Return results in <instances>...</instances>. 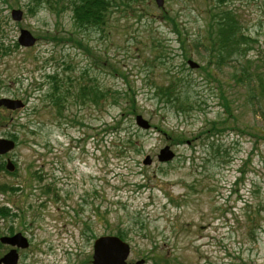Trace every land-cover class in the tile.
Listing matches in <instances>:
<instances>
[{"label":"rangeland","instance_id":"rangeland-1","mask_svg":"<svg viewBox=\"0 0 264 264\" xmlns=\"http://www.w3.org/2000/svg\"><path fill=\"white\" fill-rule=\"evenodd\" d=\"M28 2L0 0L5 43L16 42L20 29L37 38L35 46H18L0 58V97L25 103L16 113L0 111L10 117L0 138L16 142L0 157L15 166L13 173L0 171V184L10 187L0 193V207L15 214L0 219V236L14 231L28 238L18 264H91L93 241L117 233L130 246L129 262L264 264V139L252 129L260 126V113L247 104L245 88L224 82L234 115L229 121L245 133L215 137L225 152L212 153L203 131L227 115L215 83L180 56L178 40L202 32L203 0H164V8L148 0L134 10L111 9L98 30L75 28L69 13H27ZM230 7L243 15L255 40L251 55L264 66V0H237ZM13 9L23 12L20 22L11 20ZM165 16L176 20L180 36ZM46 34L66 40L48 41ZM229 71L224 67L217 78L224 80ZM169 74L190 81L193 106L186 112L153 96L155 86L170 82ZM52 83L64 100L61 116L54 100L44 97ZM94 85L134 92L136 114L122 115L128 103L121 99L98 107L81 101L78 89ZM137 114L151 125L137 133V146L105 134V127L120 122L118 136L134 137ZM117 144L127 148L123 155ZM166 145L175 158L158 163ZM147 155L152 163L143 166ZM46 187L52 191L43 192Z\"/></svg>","mask_w":264,"mask_h":264},{"label":"trees","instance_id":"trees-1","mask_svg":"<svg viewBox=\"0 0 264 264\" xmlns=\"http://www.w3.org/2000/svg\"><path fill=\"white\" fill-rule=\"evenodd\" d=\"M148 0H29L26 4L27 13H34L46 9L57 17L64 15L65 13L70 14V19L73 22L75 28L78 29H102L107 21L108 15L111 9H118L124 7L128 10H134L136 5L146 3ZM234 1L237 0H203V4L206 10L203 12L201 17L203 20L202 32L197 35L194 39L183 38L178 40L180 48V56L183 61L191 59L196 54L197 60L203 63L197 72L202 79L215 83L214 88L216 89L215 95L220 100L221 106L227 116L220 117L217 120L210 122V128H205L203 131L206 140L209 142V148L212 153L225 152L222 147V143L219 140L216 142L215 137L223 135L225 132L234 131L236 134H244L245 131L236 128V125H232L229 119L234 118L232 113V107L228 98L224 93V82L231 86H239L246 89L247 93V104L252 109L258 110L262 122L257 129L252 128L256 137L264 139V108L262 107V101L264 100V66L261 59L258 56L251 55L254 50L253 43L254 39L249 35L250 33L245 29L243 25V15L236 11ZM4 2V1H3ZM228 4L230 6H228ZM234 8V9H233ZM165 20L169 21L172 25L173 31L179 34L178 24L173 17L165 16ZM46 40H50L55 43H59L65 38H58L55 35L46 34ZM69 41L74 43L73 39L69 38ZM68 41V42H69ZM76 45L81 46L79 41ZM13 47V49H11ZM18 45L14 41L12 44L5 43L3 37V21L0 17V58H4L10 55L14 49H17ZM164 58V53L162 54ZM195 57V58H196ZM164 62L161 61V64ZM224 67L230 69L227 77L223 79L217 78V72H220ZM45 78L50 81L54 79V75L46 74ZM169 83L165 87L155 86L154 90H157V94L153 96L159 101L163 99L166 103L176 107L177 112H186L192 108L193 104L189 99L188 82L183 77H178L169 74ZM55 82V81H54ZM185 89L182 90L183 85ZM53 87L48 89L44 94V97H50L54 100V104L57 105L58 112H60L63 103L61 98L60 88L54 84ZM96 85V84H95ZM84 86L78 89V98L87 102V99L92 103H95L97 107L104 105L112 99L115 104L117 99H121L124 103H128L123 111L122 115L129 116L136 114V100L135 93L121 92L112 89H103L96 86ZM158 87V89H157ZM89 89V90H88ZM62 90V89H61ZM65 96L64 92L61 91ZM67 94V91H66ZM60 96V97H59ZM66 97V96H65ZM180 108V109H179ZM1 111V109H0ZM6 112V111H5ZM16 113V112H13ZM11 115V114H10ZM120 120H124L121 118ZM10 123V117L1 116L0 114V126L8 125ZM120 122L113 123L105 127V134L115 136L116 140L122 139L121 141L127 145L137 146V133L139 130L134 131L133 135L123 138L118 136V127ZM252 135L251 133H248ZM11 138H16V133L13 132ZM124 144L115 145L119 149L118 154L123 155L125 148ZM228 152H226L227 156ZM0 171H5L4 164L0 161ZM47 187L43 189V192H48ZM10 191V187L6 184H0V193ZM263 207V206H262ZM261 207V211H263ZM15 215V214H14ZM10 214V211L6 207H0V219H6L8 216H14ZM256 221H253L255 224ZM259 225V222L257 223ZM117 236L124 238L123 235L117 233ZM166 260V257H164ZM232 264H247V263H232Z\"/></svg>","mask_w":264,"mask_h":264},{"label":"water","instance_id":"water-1","mask_svg":"<svg viewBox=\"0 0 264 264\" xmlns=\"http://www.w3.org/2000/svg\"><path fill=\"white\" fill-rule=\"evenodd\" d=\"M158 7L163 6V0H154ZM11 18L14 21H20L22 18V12L20 10H12ZM18 43L22 47H31L35 44L36 39L27 30L21 29L18 37ZM191 68H196L197 64L188 61ZM24 104L17 99L10 98H0V107H4L8 110H17L23 108ZM136 125L147 130L149 124L142 116L138 115L135 117ZM14 148V142L8 139L0 138V155L6 154ZM174 157L173 152L168 146L162 148L159 151L157 159L159 162H168ZM143 165H150L151 159L146 156L142 162ZM6 170L12 172L14 166L11 161H7ZM0 243L5 245H10L12 247H17L25 249L28 247L27 239L21 234H16L11 237H1ZM129 254V246L115 236H103L96 239L93 243V255L92 264H127L126 259ZM18 255L15 249L10 250L2 258H0V264H17ZM143 260L137 261L135 263L128 264H143Z\"/></svg>","mask_w":264,"mask_h":264},{"label":"flooded vegetation","instance_id":"flooded-vegetation-1","mask_svg":"<svg viewBox=\"0 0 264 264\" xmlns=\"http://www.w3.org/2000/svg\"><path fill=\"white\" fill-rule=\"evenodd\" d=\"M14 233H17V232H14ZM5 248H6V247H5ZM9 249H10V248H9ZM4 253H5V251H4ZM4 253H3V254H4ZM18 253H19V251H18ZM20 257H21V254L19 253V259H20Z\"/></svg>","mask_w":264,"mask_h":264}]
</instances>
